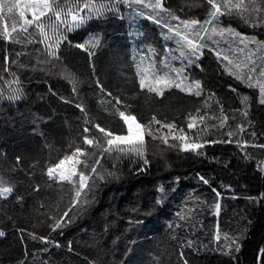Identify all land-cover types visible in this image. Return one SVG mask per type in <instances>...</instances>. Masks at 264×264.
Here are the masks:
<instances>
[{
  "label": "trees",
  "instance_id": "obj_1",
  "mask_svg": "<svg viewBox=\"0 0 264 264\" xmlns=\"http://www.w3.org/2000/svg\"><path fill=\"white\" fill-rule=\"evenodd\" d=\"M167 2L178 8L182 18L204 19L205 8L201 0ZM127 10L121 4L120 15L107 13L93 17L81 28L68 33L70 39L97 41L93 49L96 52V73L114 93L122 94L121 110L125 102L130 104L128 114L146 124L153 114L152 109H159L158 118L169 119L177 125V131L183 129L191 140L198 135L205 139L227 140L229 130L244 135L235 129V124L241 122L239 113L235 114L237 119H231L233 110L242 107L235 94H230V88L235 87L242 94L253 97L249 119L254 128L246 131H255L257 135L244 137L249 145L243 150L237 148L235 137L231 143L205 144L203 156L168 149L167 145L146 135L147 155L152 161L147 170L138 172L128 157L117 161L115 167L112 160H105L104 168L115 175L98 182L88 196L90 203L77 213L64 235L56 236L65 245L64 249L50 248L47 254L38 252L40 246L29 240L27 233L47 231L44 213L48 208L41 205L63 206L66 199L62 201V191L57 186L60 182L49 181L48 184L52 185L49 187L44 183L47 177L40 168L33 172V166L37 161L46 166L50 157L57 156L58 152L61 156L65 154L68 141L76 136L77 131H82V125L80 129L76 127L81 124L77 120L80 113L75 108L76 103L82 102L90 113L104 122L108 111L103 105L111 98L99 95L93 84L97 77L78 49L65 45L59 53L60 62L53 65L44 63L43 57L34 52L42 45L25 48L0 39V64L6 54L11 64L16 54L22 53L17 57L19 71L17 65H12L10 71L17 72L16 78L23 82L20 87L11 82L8 71H0V176L16 186L14 194L7 199L0 198V229L6 228L8 232L7 239L0 238V264H18L22 259L33 264V253H37L38 261L51 259V264H84L85 256L98 264H121V261L125 264H177L181 251L189 264H264L260 252L264 248V199L251 202L246 199L264 193V175L259 172L257 163L264 160V150L251 147L252 143H264V106L256 104L251 89L226 74L222 75V70L216 71L215 58L207 56L202 60L206 66L204 72L194 67L185 69V72L190 79L201 81L202 96L214 97L209 100L208 108L202 107L205 101L200 97L176 89L165 90L166 95H174H169L163 105L146 100V97H154L146 90L133 98L135 68L130 65L134 56L139 58L136 53L145 54L150 44L158 50L153 60L157 57L167 60V50L175 48V43L163 40L160 28L149 20L127 16ZM221 25L232 26L242 35L264 39V28L253 29L226 16L221 18ZM171 63L172 66L175 64ZM66 76L74 78L78 95ZM17 87L20 89L19 98L10 99ZM135 90L136 93L141 91L138 85ZM65 100L69 102L65 103ZM193 102L201 106V114H206L207 118L188 129L183 117L194 112ZM221 109L229 116L223 129L219 128L217 119ZM116 122L120 128H116ZM112 126L117 134L121 131L127 133L118 116ZM158 127L154 125L153 129ZM165 132L167 129H161V133ZM197 142L203 143V140ZM169 143H173L171 137ZM161 148L166 150L161 152ZM245 152L252 158L245 160ZM17 157L23 158L22 163L17 164ZM14 167L16 171H10ZM200 175L209 179L211 186L203 184ZM30 184L38 185V196L30 190ZM161 188L163 191H158ZM212 188L222 194L219 215L210 207L216 200ZM16 193L23 195V202H17ZM13 222L17 228L24 229L26 244H20L14 238ZM217 231L220 240L212 241V234ZM225 234L229 239L238 238L240 245L239 251H234L231 257L222 255L217 248V245L228 242ZM189 240L200 251L179 247ZM68 241L72 242V252L67 251Z\"/></svg>",
  "mask_w": 264,
  "mask_h": 264
},
{
  "label": "snow or ice",
  "instance_id": "obj_2",
  "mask_svg": "<svg viewBox=\"0 0 264 264\" xmlns=\"http://www.w3.org/2000/svg\"><path fill=\"white\" fill-rule=\"evenodd\" d=\"M204 5V19L199 20L195 17L182 18L178 13V8H173L167 0H0V39L13 44H21L25 48L30 45H42V48H35L34 52L43 57L46 64H58L61 60L62 49L67 47L78 49L85 56L86 62L92 67V74L97 78L93 81L95 89L99 95L107 96L111 99L103 105L108 111L105 121L101 122L95 114L81 103H76L75 108L79 110L80 115L77 120L81 121L77 129L76 136L68 141V149L62 156L57 154L50 157V163L46 166L41 165L39 161L33 166L35 172L40 168L43 175L47 177L44 181L60 182L57 186L62 191V201L66 199L63 206L47 207L48 211L44 213L47 231L37 234L28 232L27 237L31 241L37 242L40 246L38 252L49 253L50 248L64 249L65 245L56 239L57 235H64V231L74 222L77 213L82 211L83 206L90 203L88 196L93 193L100 180L113 177V171L104 168L105 160H112L114 167L116 162L128 157L129 163L133 164L138 172H144L151 164L148 157V146L145 142V136H151L153 140H159L168 149H179L181 152L193 153L195 156L204 155L205 144L231 143L235 137L237 148L242 150L249 145V141L244 137L247 135L256 137L255 131L247 132V128H254L253 122L249 119L250 105L252 96L242 94L237 88L231 87L230 94H235L242 105L239 109L233 110L231 119H237L236 113H239L240 123L235 124V129L244 135H236L235 130H229L227 135L229 139H205L197 136L195 140L189 139L184 134L183 129L177 131V125L170 122L167 118H158L159 109H152L153 114L146 124L139 122L136 116L128 114L131 105L124 103L123 110L120 105L124 100L121 93H114L108 85L99 78L95 70L96 52L93 50L97 41L85 38L82 41L70 39L68 33L81 28L85 22L93 17H100L105 12L112 15H120V5L130 11L127 16L133 19L143 18L156 24L161 31V36L165 41H174L175 48L167 50L168 59L153 60L152 57L157 53L152 45H147V52L143 55L136 53L139 58L134 56L130 67L135 68L134 87L132 89L133 98L136 95H142L144 90L147 93L154 94V97H162L156 100L154 97H146L153 104H165L169 95H166V89H176L180 93H188L189 96L200 97L205 101L203 108H208V102L214 97L202 96L203 89L201 81L190 79L185 74V69L194 67L201 72L206 70L202 64L203 58L214 57L217 63L216 71L222 70V75L226 74L239 84L251 89L255 94L256 104L264 106V39H256L255 36L242 35L240 31L232 26H222L221 18L228 17L236 19L247 27L264 28V0H201ZM31 18H28V17ZM127 18V17H125ZM102 43V41H100ZM250 45L254 47H250ZM175 53V54H174ZM22 53H17L9 64V57L4 56L3 64H0V71H8L12 78L11 82L22 87V80L17 79V72L20 65L17 63V57ZM179 60L180 67H173L171 61ZM12 65H17V72H11ZM73 84V91L78 95V89L75 86L74 78L66 76ZM2 79V77H0ZM138 85L141 90L136 93L135 86ZM49 92L52 89L49 88ZM55 95V93H52ZM20 89L17 87L10 95V99L19 98ZM61 99H64L61 97ZM114 101V103H113ZM65 100V103H68ZM194 112L188 113L183 117L187 122L188 129L194 128L197 121L204 122L206 114H201V106L197 102L191 105ZM123 122L127 128V134H117L116 128H120L119 122H116V128H113L112 121L115 117ZM219 128L226 127L229 116L224 115V110H220L217 117ZM129 121L135 123V137H131L133 132ZM154 125L158 128L153 129ZM161 129H167V132L161 133ZM171 137L173 143H169ZM203 140V143L197 142ZM78 141H82L79 143ZM179 141V143H175ZM84 146H88L85 148ZM254 149L264 150V143H252ZM166 149L161 148L163 152ZM70 153V154H69ZM135 158V159H133ZM252 157L245 152L244 159ZM23 158L17 157V164L22 163ZM258 170L264 175V160L258 161ZM79 166V167H78ZM16 171V168L10 169ZM203 184L211 186L209 179L203 175L199 176ZM51 187V184H48ZM34 195H39L37 187L29 185ZM222 187H226L222 185ZM66 189V191H65ZM42 190V189H40ZM16 186L14 182L6 180L0 176V198L7 199L14 194ZM163 191V189H158ZM216 193L214 205L210 206L214 214L219 215L221 209L222 194L216 188H212ZM23 195L16 193L17 202H23ZM235 199V196L232 197ZM251 202L254 199H264V193L260 197H246ZM157 203H160L158 200ZM183 219V215L180 216ZM11 219V217H9ZM13 228L16 229L12 234L18 243L26 244L23 237L25 231L17 228L13 222ZM8 232L0 229V238L7 239ZM212 241L220 240L219 232H215L211 237ZM225 245H217L222 255L231 257L234 251H239L240 245L237 239H229L225 234ZM194 248L192 241L179 245ZM208 247V246H202ZM200 251L199 248H194ZM216 250V249H212ZM67 251L72 252V242H67ZM261 260L264 261V248L260 249ZM25 252V257L27 256ZM33 264H51V259L47 261H38L37 253H33ZM18 264H28L27 259L18 261ZM84 264H98L97 261L84 257ZM125 264V261H121ZM177 264H189V261L181 251L177 256Z\"/></svg>",
  "mask_w": 264,
  "mask_h": 264
},
{
  "label": "rangeland",
  "instance_id": "obj_3",
  "mask_svg": "<svg viewBox=\"0 0 264 264\" xmlns=\"http://www.w3.org/2000/svg\"><path fill=\"white\" fill-rule=\"evenodd\" d=\"M127 11L129 12V10H127ZM107 13H109V12H105L104 14H107ZM28 18H31V17L29 16ZM251 47H254V46L251 45ZM168 49H169V48H168ZM171 49H174V48H171ZM174 54H175V53H174ZM171 62H175V64H177V65L173 64V67H180V66H181V63H180L179 60H173V61H171ZM185 74H186V72H185ZM129 124H130L131 128L133 129V132L130 133V136L134 138V137H135V123L132 122V121H129ZM126 134H127V133H126Z\"/></svg>",
  "mask_w": 264,
  "mask_h": 264
}]
</instances>
